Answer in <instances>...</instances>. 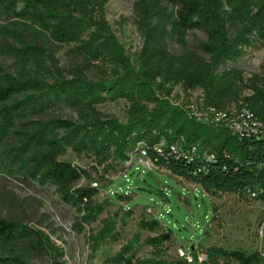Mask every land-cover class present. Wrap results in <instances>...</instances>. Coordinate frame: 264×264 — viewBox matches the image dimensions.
<instances>
[{
  "label": "trees",
  "instance_id": "1",
  "mask_svg": "<svg viewBox=\"0 0 264 264\" xmlns=\"http://www.w3.org/2000/svg\"><path fill=\"white\" fill-rule=\"evenodd\" d=\"M110 1L0 0V21L6 24L1 31L11 41L3 52L19 66L15 76L0 66V173L53 187L75 211L73 229L84 235L92 254L117 242L118 216L92 228L110 203L95 201L99 189L86 170L60 160L68 150L106 169L143 143L154 168L200 186L207 195H254L264 204V139L198 122L186 105L171 100L176 88L186 97L200 91L204 109L227 116L243 107L264 122V76L254 75L242 85L243 71L228 68L237 64L252 38L264 43V0H136L134 24L141 47L133 62L106 20ZM194 31L205 37L197 46L202 54L188 45ZM42 41L69 46L70 68L61 69ZM170 44L179 51H171ZM91 72L99 82L89 81ZM243 90L250 95L243 96ZM118 100L128 104L125 124L98 111ZM59 105L74 111L78 122L41 119ZM82 180L89 184L78 186ZM139 227L155 233L159 222L142 221ZM173 234L165 226L146 238L149 258L136 257L135 235L104 264H190L164 258ZM0 247H24L48 264H66L49 236L18 220L0 217ZM189 255L197 264V253L190 248ZM205 257L202 264H264L259 252L218 247L207 249ZM0 264L29 262L12 252L0 255Z\"/></svg>",
  "mask_w": 264,
  "mask_h": 264
},
{
  "label": "rangeland",
  "instance_id": "2",
  "mask_svg": "<svg viewBox=\"0 0 264 264\" xmlns=\"http://www.w3.org/2000/svg\"><path fill=\"white\" fill-rule=\"evenodd\" d=\"M135 1L111 0L105 6V17L112 33L132 62L141 47V38L134 24ZM5 26V22L0 21V66L5 72L15 76L18 63L3 52V47L11 43L1 31ZM204 40L201 32L194 31L188 36V45L202 54L197 46ZM41 45L47 54L58 61L61 69L70 68L72 59L69 46H57L47 41H42ZM169 48L173 52L179 51L172 44ZM231 67L243 71L242 85L247 84L254 75L264 76V43L252 38L251 46L244 51L236 65L228 66ZM87 77L93 83L100 81L92 72ZM248 95L250 92L243 90V96ZM200 97V91L186 97L176 88L171 100L178 107L191 105L198 108ZM127 110L128 104L123 100L106 102L98 107V111L105 117L123 124L128 119ZM41 119L78 122L76 113L63 105L57 106ZM2 149H6L5 146ZM60 160L86 170L91 175L96 183L92 186L99 189L95 201L100 203L107 200L110 203L92 228L98 229L103 219L117 214V242L92 254L84 235H78L73 229L75 211L59 200L53 187L23 183L15 176L3 173H0V217L21 221L49 236L54 245L64 253L63 260L66 264H104L106 259L114 256L135 235L139 236L136 257L149 258L152 250L144 245V240L156 236L165 226L174 232L171 241L165 245L164 258L170 261L178 258L179 249L189 254L190 248L198 255L197 264L205 262V252L210 247L264 254V204L252 198L219 193L207 195L198 185L186 182L167 171L156 172L155 168L141 164H136L127 171L123 163L125 159L112 162L104 169L97 167L91 158H77L68 150ZM88 184L89 182L82 180L78 186ZM128 213L130 215L127 216ZM120 218H123L122 222ZM155 220L159 222L155 233L140 229V222ZM12 252L23 255L29 264H48L46 258L29 254L24 247H0V255ZM189 263L193 264L192 260Z\"/></svg>",
  "mask_w": 264,
  "mask_h": 264
},
{
  "label": "built area",
  "instance_id": "3",
  "mask_svg": "<svg viewBox=\"0 0 264 264\" xmlns=\"http://www.w3.org/2000/svg\"><path fill=\"white\" fill-rule=\"evenodd\" d=\"M261 89L262 92H264V85L261 86ZM198 101V108L186 105L187 110L198 122L211 125L222 124L234 135L247 134L264 139V122L257 120L253 113H251L248 109L242 107L240 110H234L230 113V115L226 116L224 114L217 113L211 108L204 109L202 106V95ZM200 107L202 109H199ZM171 150L175 151L173 147ZM158 152H160V147L158 148ZM208 157L209 159L213 158V156ZM123 163L127 171L132 169L136 164H141L148 168L153 167L147 157L145 145L143 143L137 144L134 150L127 153L126 159ZM250 198H254V195ZM177 254L178 258L185 259L187 262L191 261L190 255L185 250L179 249Z\"/></svg>",
  "mask_w": 264,
  "mask_h": 264
},
{
  "label": "crops",
  "instance_id": "4",
  "mask_svg": "<svg viewBox=\"0 0 264 264\" xmlns=\"http://www.w3.org/2000/svg\"><path fill=\"white\" fill-rule=\"evenodd\" d=\"M156 170H157L158 172L166 171V170H164V169L159 170V169H156V168H155V171H156ZM157 171H156V172H157ZM167 172H168V171H167Z\"/></svg>",
  "mask_w": 264,
  "mask_h": 264
},
{
  "label": "water",
  "instance_id": "5",
  "mask_svg": "<svg viewBox=\"0 0 264 264\" xmlns=\"http://www.w3.org/2000/svg\"><path fill=\"white\" fill-rule=\"evenodd\" d=\"M193 250V248H191V251Z\"/></svg>",
  "mask_w": 264,
  "mask_h": 264
}]
</instances>
